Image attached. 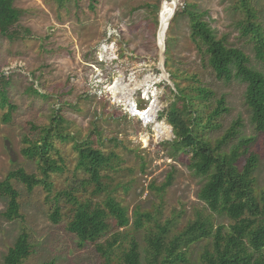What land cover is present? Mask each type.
<instances>
[{
  "label": "rangeland",
  "instance_id": "rangeland-1",
  "mask_svg": "<svg viewBox=\"0 0 264 264\" xmlns=\"http://www.w3.org/2000/svg\"><path fill=\"white\" fill-rule=\"evenodd\" d=\"M164 1L70 0L61 8L54 0H16V6L23 11L14 28L17 33L13 39L0 37V68H11L5 71L10 75L2 87L17 107L11 122L4 123L8 109L0 105V181L20 168L42 177L39 164L22 154L23 137L37 139L39 131L32 126L51 124L56 109H61L66 120L65 134L70 139H55L53 157L62 171L50 174L52 191L44 186L29 191L14 181L21 195V217L8 221L3 216L8 202L0 195V264H4L9 249L24 232L30 237L32 254L23 264H105V257L95 245L81 246L80 239L67 229L76 206L65 193L74 189L79 201L91 197L94 203H104L108 197L115 198L128 208L134 221L137 213L150 215L138 231L133 222L126 229H118L112 221L113 228L102 243L116 232L124 233L128 240L134 237L143 251L149 233L157 232L168 221L174 222L171 232L198 218L228 228L231 221L212 212L199 199L205 179L190 170L191 155L174 156L168 145L175 139L172 127L163 118L175 100L176 87L170 71L179 75L176 82L188 92L198 85L211 89L215 95L213 107L217 100L226 99L230 112L220 118V128L210 132V137H223L235 122L242 120L239 136L229 142L227 149L253 139L248 147L259 155L255 172L258 192L264 188V133H258L252 123L245 103L246 85L215 77L207 58L190 37V17L184 12L188 8L206 13L204 20L217 37L242 49L251 58V65L264 73V61L257 60L253 44L241 35V0H181L166 37V49L171 46L168 67L167 57L165 62L167 80L160 79L163 73L159 69L158 46ZM258 2L255 6L262 12L264 23V0ZM149 76L154 81L137 90L134 97L137 108L146 109L153 98H147L145 91L152 93L156 88L159 92L158 120L146 124L109 93V86L120 77L134 86ZM33 83L48 98L32 92ZM161 124L168 129L163 137L159 135ZM75 141H88L111 159L117 155L111 167L103 171L106 191L100 196H91L94 187L88 184L90 176L78 168ZM57 205L62 209V220L56 224L51 215ZM128 240H124L125 246ZM206 245L209 246L207 240L192 247V263L199 261ZM123 251L124 247L115 248V262H119Z\"/></svg>",
  "mask_w": 264,
  "mask_h": 264
},
{
  "label": "trees",
  "instance_id": "trees-1",
  "mask_svg": "<svg viewBox=\"0 0 264 264\" xmlns=\"http://www.w3.org/2000/svg\"><path fill=\"white\" fill-rule=\"evenodd\" d=\"M54 1L61 8L70 2ZM258 1H240L238 9L243 14L240 30L242 37L253 44L257 60L264 61V23L262 12L255 6ZM184 12L190 17V37L207 58L215 77L219 81L230 83L238 80L246 85L245 103L251 111L252 123L258 133H264V73L251 65V58L242 49L230 46L225 39L217 37L216 31L204 20L206 13L188 8ZM22 13L16 6V0H0V37L14 38L17 33L14 28L18 26ZM170 56L171 46H168L167 67ZM4 69L0 68V105L8 109L3 122L10 123L17 107L10 102L5 87H2V82L10 75ZM169 73L176 87L175 100L163 118L167 119L175 135V139L168 142L173 150L172 155H191L190 170L205 179L199 199L212 212L225 215L231 224L226 228L223 224L216 226L209 219L198 218L183 229L171 232L170 225L174 222L168 221L167 225L159 226L157 232L149 233L148 245L143 251L134 237L128 240L124 233L116 232L102 243L113 228L112 221L118 229H126L133 222L138 231L143 228L144 219L150 220V215L137 213L134 221L129 216L128 208L115 198L108 197L104 203H94L91 197L79 201L74 189L65 193L69 202L76 206L67 229L80 239L81 246L86 243L95 245L105 257V264H191L192 247L205 240L209 246H205L199 261L192 264H264V188L258 192L255 172L259 166V155L248 147L253 139L242 140L230 150L227 149L229 142L239 136L242 120L235 122L223 137L216 140L210 137V132L220 128V118L230 112L226 99L217 100L216 107H213L211 101L215 95L211 89L198 85L188 92L176 82L179 75L173 71ZM31 91L48 98L40 93L35 83ZM65 122L61 109H56L51 124L32 126L33 130L39 131L37 139L23 137L22 154L39 164L42 177L20 168L0 181V195L8 202L3 216L8 221L21 217V195L14 181L25 185L29 191L38 186L52 191L50 174L62 171L53 157L55 139H70V135L65 134ZM242 148H245L243 152ZM75 149L79 153L78 168L90 176L88 184L94 187L91 196H100L106 191L103 171L111 167L117 155L113 154L111 159L88 141H75ZM51 217L54 223L61 222L60 206L57 205ZM124 240H128V246H125ZM116 247H124L119 262H115ZM31 254L30 237L24 232L9 249L4 264H23Z\"/></svg>",
  "mask_w": 264,
  "mask_h": 264
},
{
  "label": "bare ground",
  "instance_id": "bare-ground-1",
  "mask_svg": "<svg viewBox=\"0 0 264 264\" xmlns=\"http://www.w3.org/2000/svg\"><path fill=\"white\" fill-rule=\"evenodd\" d=\"M181 0H166L164 1L161 11H160V24H161V30H160V42H165L166 44V37L167 33L170 27V24L172 20L174 19L180 5ZM124 76V75H123ZM125 77V76H124ZM166 78L167 76L162 74L160 79ZM154 78L149 77L143 82H140L138 84H134V86H131L130 84L126 83L123 77H120L115 81V83L111 86H109V93L112 94L116 99H119V101L127 108L128 111L135 113V115L141 120L144 121L146 124L152 121H156L157 119V113L159 112V100H158V92L156 90H153L152 93H149L146 88L145 92L147 95V98L152 97L151 104L146 109L140 110L137 108L136 103L134 102V97L136 95V91L144 86H149L151 82H153ZM156 89V88H155ZM145 110V111H144ZM138 111V112H137ZM142 115V116H138ZM168 134V129L165 124H161L159 126V135L161 137Z\"/></svg>",
  "mask_w": 264,
  "mask_h": 264
},
{
  "label": "water",
  "instance_id": "water-1",
  "mask_svg": "<svg viewBox=\"0 0 264 264\" xmlns=\"http://www.w3.org/2000/svg\"><path fill=\"white\" fill-rule=\"evenodd\" d=\"M161 24L159 26V30H158V46L160 48V51H161V56H160V64H159V69L161 70V72L167 76L168 78V73H166V70H165V62H166V44L165 42L161 43L160 42V39H159V36H160V30H161ZM138 112V111H137ZM173 130V128H172Z\"/></svg>",
  "mask_w": 264,
  "mask_h": 264
},
{
  "label": "crops",
  "instance_id": "crops-1",
  "mask_svg": "<svg viewBox=\"0 0 264 264\" xmlns=\"http://www.w3.org/2000/svg\"><path fill=\"white\" fill-rule=\"evenodd\" d=\"M149 77H150V76H149ZM149 77H147L146 79H148ZM146 79H145V80H146ZM145 80H144V81H145ZM151 83H152V82H151ZM135 84H138V83H135ZM149 86H150V85H149ZM154 90H155V89H154ZM156 91L158 92V90H156ZM148 92H149V91H148ZM158 100H159V92H158Z\"/></svg>",
  "mask_w": 264,
  "mask_h": 264
},
{
  "label": "built area",
  "instance_id": "built-area-1",
  "mask_svg": "<svg viewBox=\"0 0 264 264\" xmlns=\"http://www.w3.org/2000/svg\"><path fill=\"white\" fill-rule=\"evenodd\" d=\"M6 69H7V68H6ZM6 69H5L4 71H9V70H11V68H9V69H7V70H6Z\"/></svg>",
  "mask_w": 264,
  "mask_h": 264
}]
</instances>
